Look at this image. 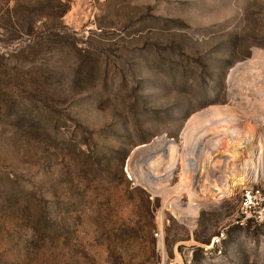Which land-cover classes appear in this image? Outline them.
I'll use <instances>...</instances> for the list:
<instances>
[{"label":"rangeland","instance_id":"obj_1","mask_svg":"<svg viewBox=\"0 0 264 264\" xmlns=\"http://www.w3.org/2000/svg\"><path fill=\"white\" fill-rule=\"evenodd\" d=\"M213 106L264 107V0H0V264H264V225H234L264 120L214 157L230 198L169 209L190 201L186 125ZM160 139L178 151L164 193L141 153Z\"/></svg>","mask_w":264,"mask_h":264},{"label":"bare ground","instance_id":"obj_2","mask_svg":"<svg viewBox=\"0 0 264 264\" xmlns=\"http://www.w3.org/2000/svg\"><path fill=\"white\" fill-rule=\"evenodd\" d=\"M240 68L241 66L235 68L232 78ZM251 120H264V107L238 116L228 106H213L196 113L190 118L183 133L186 139L192 136L197 137V142L192 143V147L188 151V157L184 160L186 162L184 168L188 177L187 181L189 180L188 182L183 180L184 190L190 196V201L186 208H179L180 205L178 206L177 200H173L172 204L170 203L169 209L174 218L179 221L196 218L200 209L198 203L205 205V203L207 204L213 200L219 201L230 198L231 193L223 188L221 182H225L229 177L231 164L223 165L217 169L214 167L216 160L214 157L222 153L229 156L239 149L247 148L248 143L244 145L238 143L236 145L234 138L239 134L237 126L244 121ZM259 147L262 146L259 145ZM261 150L263 153L264 148L262 147ZM177 152V145L174 141L166 139H160L154 144L141 149V153L147 154L143 161L146 170L144 182L149 189L161 193L169 190L166 187L170 186V178L177 164ZM155 158L156 160H154ZM255 160L258 166L255 162L254 165L257 166L258 171L253 172L250 170L249 175L264 179V161H261L264 158L259 155ZM244 166L246 167V164ZM212 169H216L214 170L215 175L211 174ZM189 184L192 185L189 186Z\"/></svg>","mask_w":264,"mask_h":264},{"label":"built area","instance_id":"obj_3","mask_svg":"<svg viewBox=\"0 0 264 264\" xmlns=\"http://www.w3.org/2000/svg\"><path fill=\"white\" fill-rule=\"evenodd\" d=\"M247 182L251 184L242 188L239 192L237 217L234 225L246 227L264 225V179L253 178L247 175ZM228 228L221 230L212 240L210 246L205 247L206 253L211 255H221L224 243L228 238ZM157 238L160 233L155 234Z\"/></svg>","mask_w":264,"mask_h":264},{"label":"water","instance_id":"obj_4","mask_svg":"<svg viewBox=\"0 0 264 264\" xmlns=\"http://www.w3.org/2000/svg\"><path fill=\"white\" fill-rule=\"evenodd\" d=\"M251 183L250 182H246V186L250 185ZM238 189H242L240 188L239 186H237Z\"/></svg>","mask_w":264,"mask_h":264}]
</instances>
